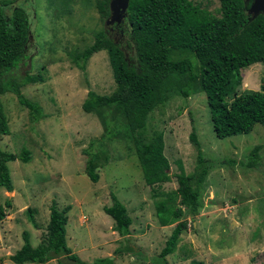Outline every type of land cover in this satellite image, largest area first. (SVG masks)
Instances as JSON below:
<instances>
[{"label":"rangeland","instance_id":"374dc122","mask_svg":"<svg viewBox=\"0 0 264 264\" xmlns=\"http://www.w3.org/2000/svg\"><path fill=\"white\" fill-rule=\"evenodd\" d=\"M191 1L218 15V0ZM243 3L250 5L252 0ZM16 8L27 14L29 38L24 56L5 76L42 78L20 87L22 95L38 105L40 116L31 120L29 110L14 94L0 95L9 129L0 135V149L15 155L22 148L29 151L26 162L18 158L7 162L11 191L0 187V264H15L8 257L21 246L23 231L32 246L43 240L52 201L58 209L69 206L66 245L85 263L111 256L114 264H264V124H255L245 134L217 138L203 92L195 90L186 97L171 92L148 114L142 131L145 140L161 133L170 181L146 185L131 144L119 134L102 139L99 114L81 109L87 91L107 95L114 89L105 50L93 53L84 70L71 60L72 51L90 45L98 30L112 37L132 60L126 13L105 24L95 0H11L3 12L8 18ZM246 14L251 19L247 9ZM185 55L174 52L172 57ZM189 58L197 64L192 55ZM240 75L237 94L260 90L264 62L240 69ZM191 128L209 167L201 192L203 205L195 215L184 213L177 218L185 220L186 227L174 251L161 259L158 254L176 221L161 226L156 206L176 188L177 160L185 173L194 167L196 147L188 137ZM254 145H259L258 165L246 167ZM88 157L96 165V182L84 173ZM111 194L131 218L125 236L113 231L112 219L102 210L111 204ZM173 203L181 206L178 197ZM27 208L37 227L29 222ZM43 264H56V259Z\"/></svg>","mask_w":264,"mask_h":264},{"label":"trees","instance_id":"16d2710c","mask_svg":"<svg viewBox=\"0 0 264 264\" xmlns=\"http://www.w3.org/2000/svg\"><path fill=\"white\" fill-rule=\"evenodd\" d=\"M10 1L0 0V95L6 91L14 94L35 121L40 116L39 107L22 95L20 87L42 78L27 74L20 79L5 76L24 56V46L29 38V22L23 9H14L8 18L4 14L3 7ZM218 1V15H214L191 0H128L124 22L134 48L132 60L125 57L113 38L103 30L94 32L90 45L71 53L73 64L84 70L93 53L105 50L114 89L107 95L87 91L81 109L99 114L102 139L109 140L119 134L131 144L146 185L170 181L168 161L162 153L161 133H154L145 140L142 131L148 114L163 104L171 92L184 97L195 90L203 92L211 129L217 138L245 134L255 124H264V84L257 91L236 93L241 83L240 69L264 62V14L259 12L249 19L246 14L249 3L244 4L243 0ZM95 7L100 17L107 19L108 0H95ZM174 52L186 55L174 58ZM189 55L197 64H192ZM193 129L188 137L196 147L194 167L185 173L177 160L176 188L166 193L156 206V217L161 226L176 221L158 254L161 259L174 251L179 235L186 227V221H177V218L184 213L193 216L203 205L201 192L209 167L197 148ZM8 132L0 102V135ZM258 150L259 145L249 150L244 163L246 167L258 165ZM15 158L26 162L29 151L22 148L15 155L0 149V187L7 191L12 189L7 162ZM95 168L94 159L88 157L84 173L91 182L98 179ZM174 197L179 198L182 207L173 203ZM6 205L9 204L6 202ZM48 209L43 240L32 246L28 233L23 231L21 246L8 257L12 262L43 264L54 258L56 264H114L111 256L85 263L72 254L65 241L69 206L58 209L52 201ZM102 210L112 219L113 231L120 236L128 234L131 218L114 194H111V204L103 206ZM2 211L0 207V219ZM26 212L29 222L37 227L32 210L27 208Z\"/></svg>","mask_w":264,"mask_h":264},{"label":"water","instance_id":"95a60500","mask_svg":"<svg viewBox=\"0 0 264 264\" xmlns=\"http://www.w3.org/2000/svg\"><path fill=\"white\" fill-rule=\"evenodd\" d=\"M127 6L128 0H109V15L106 19L105 24H107L108 22L112 23V21H117L118 18H121L126 13ZM260 11H264V0H252V3H250L247 8V13L254 17Z\"/></svg>","mask_w":264,"mask_h":264}]
</instances>
